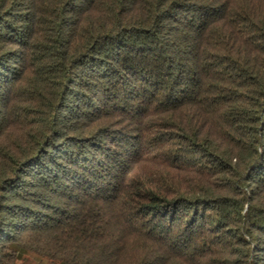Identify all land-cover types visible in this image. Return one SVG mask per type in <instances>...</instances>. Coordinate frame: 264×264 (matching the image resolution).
Returning a JSON list of instances; mask_svg holds the SVG:
<instances>
[{
  "label": "trees",
  "instance_id": "1",
  "mask_svg": "<svg viewBox=\"0 0 264 264\" xmlns=\"http://www.w3.org/2000/svg\"><path fill=\"white\" fill-rule=\"evenodd\" d=\"M0 264H264V0H0Z\"/></svg>",
  "mask_w": 264,
  "mask_h": 264
}]
</instances>
